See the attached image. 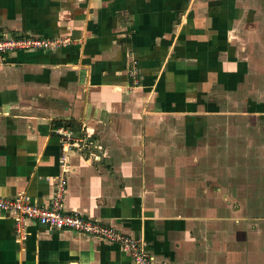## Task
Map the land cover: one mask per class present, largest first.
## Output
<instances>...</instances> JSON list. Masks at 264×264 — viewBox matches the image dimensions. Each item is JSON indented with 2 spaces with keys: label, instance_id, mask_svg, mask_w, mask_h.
Wrapping results in <instances>:
<instances>
[{
  "label": "crops",
  "instance_id": "crops-1",
  "mask_svg": "<svg viewBox=\"0 0 264 264\" xmlns=\"http://www.w3.org/2000/svg\"><path fill=\"white\" fill-rule=\"evenodd\" d=\"M0 29L68 36L0 57V196L58 198L144 238L159 264L202 263L194 227L219 206L197 216L178 193L191 163L177 147L211 95L217 112H264V0H0ZM63 122L101 153L61 144ZM117 244L0 210V264H133Z\"/></svg>",
  "mask_w": 264,
  "mask_h": 264
},
{
  "label": "rangeland",
  "instance_id": "rangeland-1",
  "mask_svg": "<svg viewBox=\"0 0 264 264\" xmlns=\"http://www.w3.org/2000/svg\"><path fill=\"white\" fill-rule=\"evenodd\" d=\"M0 34V39L38 36L21 31L4 32L2 29ZM67 37L62 36L60 44L67 43ZM5 54L0 53V57ZM216 99V95L209 97L213 111L196 116L193 122L199 127L195 126V135L188 136L187 141L177 147L178 156L188 157L181 161L180 167L184 168L186 162L191 163L190 167H185L191 177L190 184L186 181L185 187L178 193L184 196L187 189V201L192 200L193 195V211L197 216L206 211L202 209L205 206L203 202L211 204L216 201L219 206V220L215 224L211 220L201 227H194L192 248L195 255L201 253L203 262L200 264H264V112H217L218 106L213 104ZM237 101L232 103H239L240 106L241 101ZM242 105L252 108L245 101ZM69 129L71 133L67 142L59 139L61 144L68 145L71 150H80L85 155L101 153L99 140L85 134H74L70 126ZM183 147L189 149L186 151ZM186 185L193 186L186 188ZM140 241H144V252L152 257L155 264H159L147 248V241L144 238ZM128 256L135 264L132 255Z\"/></svg>",
  "mask_w": 264,
  "mask_h": 264
},
{
  "label": "built area",
  "instance_id": "built-area-1",
  "mask_svg": "<svg viewBox=\"0 0 264 264\" xmlns=\"http://www.w3.org/2000/svg\"><path fill=\"white\" fill-rule=\"evenodd\" d=\"M61 41H63L61 38L43 36L4 38L0 39V53L5 54L19 48H50L59 45ZM53 132L58 135L63 143L67 142L71 133L69 126L65 123L56 125ZM65 181L63 177L60 179L57 192L63 190ZM0 210L9 212L18 224L30 220L44 225L51 231L71 229L83 234L105 238L121 245L124 251L132 255L135 264H155L152 257L144 252V241L141 242L138 238L135 239L127 233L120 232L110 225L76 211L65 212L62 210L58 198H54L48 204H39L27 198L23 193L10 197L0 196Z\"/></svg>",
  "mask_w": 264,
  "mask_h": 264
},
{
  "label": "trees",
  "instance_id": "trees-1",
  "mask_svg": "<svg viewBox=\"0 0 264 264\" xmlns=\"http://www.w3.org/2000/svg\"><path fill=\"white\" fill-rule=\"evenodd\" d=\"M0 36H1V34H0Z\"/></svg>",
  "mask_w": 264,
  "mask_h": 264
}]
</instances>
